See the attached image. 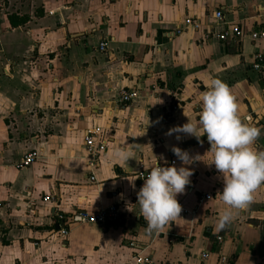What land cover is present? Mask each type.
Wrapping results in <instances>:
<instances>
[{
	"label": "crops",
	"instance_id": "1",
	"mask_svg": "<svg viewBox=\"0 0 264 264\" xmlns=\"http://www.w3.org/2000/svg\"><path fill=\"white\" fill-rule=\"evenodd\" d=\"M186 16L202 28L173 34ZM234 24L243 31L235 39L204 37ZM262 25L264 0H0V264H137L136 254L150 264H264L262 186L217 233L226 206L216 198L223 183L215 165H190V183L177 198L191 212L162 232L149 233L134 205L143 186L139 162L180 167L172 146L193 156L210 149L206 134L202 145L166 135L187 123L184 110L198 123L207 80L229 85L241 119L261 130L256 147L264 150V76L250 68L264 41L249 37ZM131 87L139 97L119 102ZM171 92L181 98L175 110ZM95 127L106 145L92 165L84 135ZM121 147L133 156L128 162L109 155ZM31 149L37 158L18 167ZM203 192L213 197L198 206ZM110 204L120 210L117 222L57 232L59 215Z\"/></svg>",
	"mask_w": 264,
	"mask_h": 264
},
{
	"label": "clouds",
	"instance_id": "2",
	"mask_svg": "<svg viewBox=\"0 0 264 264\" xmlns=\"http://www.w3.org/2000/svg\"><path fill=\"white\" fill-rule=\"evenodd\" d=\"M205 90L200 93L198 123L184 110L187 123L176 125L166 135L194 136L201 145L205 134L210 149L203 155H191L189 151L172 146L171 151L181 161V166H161L159 163L148 167L144 165L147 176L143 186L137 192L139 214L147 222V230L162 232L166 225L181 217L182 205L177 199L186 190L193 175L190 165L203 161L215 165L223 190L216 198L221 200L225 210L220 213L218 222L213 227L214 233L227 228L234 219L233 210H245L255 199L256 191L264 185V150H257L256 141L261 130L250 121H244L239 114V106L229 85L220 78L204 82ZM211 154V160L204 157ZM118 160L128 162L133 158L125 148H117L109 154ZM135 189V179H129ZM128 211H133L129 204Z\"/></svg>",
	"mask_w": 264,
	"mask_h": 264
},
{
	"label": "built area",
	"instance_id": "3",
	"mask_svg": "<svg viewBox=\"0 0 264 264\" xmlns=\"http://www.w3.org/2000/svg\"><path fill=\"white\" fill-rule=\"evenodd\" d=\"M213 18L221 19L223 14L221 10H216L212 13ZM188 28L193 30H200L202 28V24L199 18L195 16H186L184 20V26L178 25L176 26L173 34H179ZM243 33L240 25L234 24L227 27H224L221 30H216L215 28H211L209 30H204V37L206 40L210 41L212 39H216L219 41H226L227 39H235L239 37ZM249 37L253 41H264V25L260 26L258 29L252 30L249 33ZM99 50L105 51L106 49V41L102 40L99 43ZM250 68L255 72H258L260 75L264 76V49L256 50L251 55L250 60ZM141 89L138 87H131L122 89L119 96V102L128 103L132 100L136 99L140 95ZM181 103V98L177 92H171V110H175ZM100 135V129L95 127L88 129L84 135V142L87 147V151L89 154V162L93 165L94 161L97 158V155L100 151L104 150L106 142L104 139L98 138ZM38 156V152L35 149L28 150L22 160L17 164L18 167H24L31 164ZM174 160H170L169 165L174 164ZM145 163L143 161L139 162V171L138 177L144 183V178L147 176V171L144 167ZM163 166L162 164H160ZM90 179L93 181L94 177L91 176ZM264 188V185H262ZM212 193H201L197 198V205H202L205 201L212 199ZM44 199H48V196H45ZM178 199V198H177ZM180 204L182 205V212L180 215H185L190 213L191 211L186 207L184 202L178 199ZM121 213L117 204H110L107 206L100 207L96 211H87V210H76L70 214H61L58 216V230L57 232L61 237H65L69 228L75 224H105V223H114L120 219ZM216 239L218 242L223 240L222 235H217ZM203 257H208L209 254L207 252L202 253ZM135 262L137 264H150L151 258L148 256H139L136 254L134 256ZM221 261H225V258H221Z\"/></svg>",
	"mask_w": 264,
	"mask_h": 264
}]
</instances>
